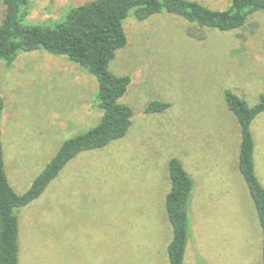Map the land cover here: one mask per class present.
Instances as JSON below:
<instances>
[{"label": "rangeland", "instance_id": "rangeland-1", "mask_svg": "<svg viewBox=\"0 0 264 264\" xmlns=\"http://www.w3.org/2000/svg\"><path fill=\"white\" fill-rule=\"evenodd\" d=\"M89 0H26V24L54 26ZM224 10L232 0H191ZM5 7L0 0V25ZM128 42L110 63L130 86L128 134L79 154L42 196L21 209L20 264H170L166 211L170 161L195 182L185 264H263L262 230L239 171L241 131L225 92L250 106L264 95V11L232 31L200 28L172 13L124 21ZM96 78L44 49L0 62L1 140L18 194L65 141L96 126ZM153 102L167 104L147 113ZM264 186V113L252 124Z\"/></svg>", "mask_w": 264, "mask_h": 264}, {"label": "trees", "instance_id": "trees-1", "mask_svg": "<svg viewBox=\"0 0 264 264\" xmlns=\"http://www.w3.org/2000/svg\"><path fill=\"white\" fill-rule=\"evenodd\" d=\"M2 2L5 12L0 25V62L9 66L21 53L40 49L55 56H66L96 78L99 86L97 106L103 112L96 126L65 141L29 190L18 194L10 185L5 169L1 140L5 103L0 94V264H20L21 209L39 199L72 159L123 139L132 126L133 110L120 101L128 91L130 78L110 70L117 52L128 42L124 21L129 17L145 21L166 12L181 16L200 28L232 31L244 27L253 13L264 11V0H232L224 10H213L191 0H89L72 7L65 19L54 26L26 24V0ZM225 99L240 126L239 171L257 210L264 264V186L256 173L252 132L253 121L264 113V95L254 106L229 91L225 92ZM167 107V104L153 102L146 112L163 111ZM169 173L171 187L166 196V211L173 238L168 256L170 264H185L195 182L177 158L170 161Z\"/></svg>", "mask_w": 264, "mask_h": 264}]
</instances>
